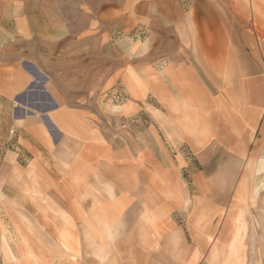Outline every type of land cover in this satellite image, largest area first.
I'll return each mask as SVG.
<instances>
[{
	"label": "crops",
	"instance_id": "1",
	"mask_svg": "<svg viewBox=\"0 0 264 264\" xmlns=\"http://www.w3.org/2000/svg\"><path fill=\"white\" fill-rule=\"evenodd\" d=\"M152 2L168 28L192 27L179 0ZM30 5L0 0V264H242L241 201L223 234L222 192L264 133L253 51L224 71L221 42L207 54L212 40L179 38L164 62L136 49L112 72L102 41L81 74L88 94L69 93ZM251 5L264 26V0Z\"/></svg>",
	"mask_w": 264,
	"mask_h": 264
},
{
	"label": "rangeland",
	"instance_id": "2",
	"mask_svg": "<svg viewBox=\"0 0 264 264\" xmlns=\"http://www.w3.org/2000/svg\"><path fill=\"white\" fill-rule=\"evenodd\" d=\"M23 1L31 3V12L39 13L40 23L46 27L38 33V38L46 41L43 48L50 61L57 63L62 58V70L68 72L63 86L69 93L77 92L74 89L78 87L81 89L78 92L88 94L87 87L92 79L87 80L81 74L88 55H101L102 41L105 44L108 41L110 46L112 72H118L122 58H127L126 53L130 56V51L136 49L148 60L164 62L179 50V38L212 40L213 47L207 43V54L218 52V46L214 45L221 42L224 71L230 70L231 56L236 55L235 51L240 55L253 51L256 69L264 70V26L252 12L251 0H179L184 12L189 13L187 22L193 24L182 31L168 28L167 16L150 13L158 8L152 0H18ZM198 9L201 11H196ZM23 13L21 10L15 12L17 15ZM159 17H162L161 24L157 21ZM182 49L193 50L195 47ZM115 83L116 80H112V85ZM263 135L261 128L255 145H260V151L238 161L239 167L248 165L250 168L240 176L239 185L234 184V176L224 177V182L232 188L222 192V220L226 224L223 234L232 224L228 222L227 213L236 197L241 201L236 208L239 209L236 217L238 243L241 246L243 239V248L247 252L242 264H264ZM230 159V156L226 157L223 165H230ZM206 162L210 160L206 159ZM214 178V175L208 176V180L214 181ZM206 264H209L208 258Z\"/></svg>",
	"mask_w": 264,
	"mask_h": 264
}]
</instances>
